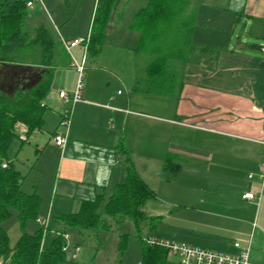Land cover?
<instances>
[{
  "label": "crops",
  "instance_id": "obj_1",
  "mask_svg": "<svg viewBox=\"0 0 264 264\" xmlns=\"http://www.w3.org/2000/svg\"><path fill=\"white\" fill-rule=\"evenodd\" d=\"M191 8L197 10L201 28L223 18L215 11L246 15L248 24L264 18V0H191ZM32 15L28 20L38 24ZM112 33L108 32V36ZM196 37L201 42H195L197 48L208 46L203 44V34H195L194 41ZM82 38L85 37L65 41ZM83 51L82 62L87 53L84 46ZM177 66L182 72L179 71L180 84L173 95L175 109L170 117L135 109L131 105L132 90L126 97L120 91L117 97L108 96L106 82L97 80L96 69L86 77L82 101L74 106L64 149L53 140L54 134L60 132L61 113L56 111L58 126L50 128L52 146L43 170L49 176L48 186L40 189V185H32V193L24 191L40 197L39 226L38 220L49 219L51 223L52 218L79 212L85 201H93L101 194L109 196L116 185L126 180L130 163L156 193L151 200L165 203L164 208L149 207L150 212L144 208L152 219L145 226L147 236L237 254L236 242L245 246L250 241L253 246L256 236L264 235L257 223L258 211L264 209V77L259 76L264 63L228 48L217 60L214 53H198L191 62ZM113 79L118 82L117 77ZM75 86L57 87L56 91L68 94ZM56 119L48 114L44 124ZM142 124L153 127V142H144L137 136ZM175 130L180 132L177 139L173 137ZM21 132L25 140L18 137L19 154L31 139L37 151L44 146L43 156L48 149L43 128L30 136L23 128ZM143 147L148 152H141ZM166 159L179 166L175 167L177 174L165 169ZM22 168L16 170L23 174ZM23 175L24 190L29 174ZM248 192H261V201L244 199ZM5 228L14 248L22 236L20 223ZM73 237L76 246L84 236L72 235L68 241ZM78 258L84 260L85 256L82 253ZM256 260L261 263L259 258ZM66 264L78 263L67 260Z\"/></svg>",
  "mask_w": 264,
  "mask_h": 264
},
{
  "label": "trees",
  "instance_id": "obj_2",
  "mask_svg": "<svg viewBox=\"0 0 264 264\" xmlns=\"http://www.w3.org/2000/svg\"><path fill=\"white\" fill-rule=\"evenodd\" d=\"M28 1L6 0V6L0 7V64L26 69L28 74L38 73L37 80L29 86L19 87L12 93L0 89V263L66 264L65 236L107 231L111 228L110 221L119 225L126 219L139 230L152 220L146 216L144 207L156 198V193L129 163L126 180L116 185L109 196L101 194L93 201H85L77 213L52 218L46 234L43 226L33 233L26 231L30 222L37 223L41 200L37 193L27 194L22 189L26 176L14 168L9 150L18 140L15 128L18 124L24 125L29 136L43 128L47 109L43 102L53 83L52 52L49 51L47 61L38 58L45 52L43 46H52V40L42 26L36 28L34 34L26 31ZM120 1L105 0L96 8L91 32L82 43L90 56L101 53ZM197 19V10L191 8V0H148L135 14L129 29L139 34L140 49L154 57L147 67L146 93L168 96L180 84L177 83L179 71L171 65L173 62L189 63L198 53L215 52L209 46L197 48L194 41ZM2 162L7 163L6 169L1 167ZM176 166L179 167L172 159H166L165 169L172 170L174 175L179 172ZM12 211L17 212L22 231L14 248L10 246L5 228ZM127 236H121V252L125 250ZM145 246L142 264H166L168 252L164 248Z\"/></svg>",
  "mask_w": 264,
  "mask_h": 264
},
{
  "label": "rangeland",
  "instance_id": "obj_3",
  "mask_svg": "<svg viewBox=\"0 0 264 264\" xmlns=\"http://www.w3.org/2000/svg\"><path fill=\"white\" fill-rule=\"evenodd\" d=\"M12 1V0H10ZM32 0H29L30 2ZM105 0H43V4L32 1V7H28L29 15H32L34 19L38 21V24L32 22V20L26 21V31L34 34V29L42 26L44 32H47L49 38L52 40V46H47L42 56L38 57L40 60H46V57L52 52L51 66L53 68V75L55 80L52 83L50 94L45 98L43 104H47L45 112V118L48 114L56 116V120H49L44 124L43 137L47 139L48 149L42 156V145L40 148L35 149L36 146L31 141L25 143L23 150L19 154L17 150L19 141L16 140L9 150V158L13 161L15 169L22 168L23 174H29L28 180L24 186V191L32 193V185L39 186L40 189L46 188L49 182V176L45 171V164L47 162V155L51 148L49 133L58 126V116L56 111L61 115L65 111V107H71L65 105L63 101L59 99V91H56L57 87L71 88L78 82V72L74 64V60L79 65L82 64L83 45L73 49L69 52L63 44V41L73 39L74 37L83 36L87 39L92 29L93 15L98 5L102 4ZM9 2V0H8ZM148 0H121L120 4L116 8L115 15L113 16L111 28L109 32H113L103 45V51L99 56H90L85 54L84 60V79L82 82L84 92L88 83L86 77L91 76V72L99 73V76L95 75L97 80L105 81V91L108 96L117 97L118 91L123 93V96L128 95L127 91L132 90L131 105L135 109H139L143 113L157 114L161 116L170 117L174 113L175 99L173 95L178 92V89H173V92L168 96H157L146 93L147 89V67L153 61L154 57L149 53L140 49L139 34L136 31L129 29L133 17L142 8L147 5ZM6 6V0H0V7ZM227 18L214 19L211 23H205L201 28V24L197 22L195 29L196 34L199 36L203 34L204 43L209 47H213L214 60L218 59L222 53L228 48L242 51L244 54L254 57L260 63H264V54L260 49L253 47V45L264 46V18H257L256 23L249 22L248 17L236 16L229 12L215 11ZM29 18V17H28ZM113 28V30H112ZM217 28V30H215ZM197 44L201 42L197 39ZM241 43V44H240ZM222 57V56H221ZM178 62H173L171 65L175 66ZM263 66V65H262ZM178 71H181L177 66ZM41 69H37V72H41ZM264 68H260L259 76L263 79ZM182 72V71H181ZM180 73V72H179ZM94 75V74H93ZM102 76V77H100ZM118 78V82L113 78ZM77 78V80H76ZM42 80V79H39ZM77 81V82H75ZM4 82V83H3ZM0 82V86L6 84V81ZM180 77H178L177 83L179 84ZM78 84V83H77ZM76 84V86H77ZM74 90L68 95L71 97L74 95ZM61 119V117H60ZM60 122V121H59ZM16 131L19 134L23 128L25 132L27 129L22 124H18ZM59 128V126H58ZM60 132H63L62 128H59ZM153 127L142 124L137 136L142 137V141L153 142V137L150 134ZM151 130V131H150ZM180 132L174 131L173 137L177 139ZM152 137V138H151ZM191 139V138H190ZM20 140V139H19ZM21 141V140H20ZM141 152H148L143 147ZM176 187V186H174ZM43 190V189H42ZM108 193V192H107ZM261 199V196H260ZM259 199V202L261 201ZM149 207H165L163 201L150 200L144 207L148 212ZM149 208V209H147ZM152 212V211H151ZM12 217L5 224L10 226L14 222H18L17 212L12 211ZM110 230H97L87 231L81 243L74 245V240L68 241V248L66 258L68 261L73 260L78 264H142L143 262V250L146 247L142 241V237L147 236V229L141 227L137 230L132 221L126 219L124 223L116 225L115 222L110 221ZM258 228L264 229V209L258 211L257 214ZM17 224V223H16ZM39 224L30 222L26 228L28 233H33L38 229ZM258 229L257 232H259ZM256 232V233H257ZM128 235L126 238V246L123 252L120 251L121 236ZM264 235L260 234L254 239L253 246L251 245V263L264 264ZM125 239V238H124ZM84 254L85 259L79 260L78 256ZM78 254V255H77ZM77 257V258H75ZM259 258L261 263L256 259ZM257 261V262H256ZM1 262V261H0ZM93 262V263H92ZM178 259L175 256H169L166 264H177ZM1 264V263H0Z\"/></svg>",
  "mask_w": 264,
  "mask_h": 264
},
{
  "label": "built area",
  "instance_id": "obj_4",
  "mask_svg": "<svg viewBox=\"0 0 264 264\" xmlns=\"http://www.w3.org/2000/svg\"><path fill=\"white\" fill-rule=\"evenodd\" d=\"M32 1H36L43 4V0H32ZM32 1L28 2L27 6L32 7L33 5ZM84 41H85L84 38L74 39L71 41H63V44L66 47V49L69 52H71L72 49L78 47L79 45H82ZM74 61H75L74 64L78 71V82H77L78 84L76 86L75 93L72 97L66 94L65 92L59 93V99L61 101H63L65 104L68 105L72 104V106L67 107L63 112V114L61 115L59 128H62L63 132H58L53 137L56 146L62 149L65 148L68 140L72 116L74 112V106L82 101L81 99V94L83 89L82 82L85 76L84 68H83L84 61L82 62L81 65H79L76 60ZM19 139L21 141L25 140L24 135L19 134ZM1 167L3 169H6L8 167L7 163L2 162ZM261 192L259 193V195L253 192H248L243 196V198L250 200L260 199ZM38 222L41 224V226L45 228L44 234H46V230L49 225V219L46 220L45 222L38 220ZM65 239L67 243L66 246L64 247V251H66L68 248L69 236H65ZM142 241L148 247L164 248L168 252V256L177 257L178 259L177 264H253L250 261V252H251L250 241H248L245 246H243L240 242H236L234 246L236 249H238L237 254H228L224 252L212 251L184 243H177V242L159 239L153 236H145L143 237Z\"/></svg>",
  "mask_w": 264,
  "mask_h": 264
},
{
  "label": "flooded vegetation",
  "instance_id": "obj_5",
  "mask_svg": "<svg viewBox=\"0 0 264 264\" xmlns=\"http://www.w3.org/2000/svg\"><path fill=\"white\" fill-rule=\"evenodd\" d=\"M38 78V73H23L21 69L5 67L0 69V82L6 81V84L0 86V89L7 92H14L22 86L33 84ZM29 80V81H28ZM4 83V82H3Z\"/></svg>",
  "mask_w": 264,
  "mask_h": 264
},
{
  "label": "water",
  "instance_id": "obj_6",
  "mask_svg": "<svg viewBox=\"0 0 264 264\" xmlns=\"http://www.w3.org/2000/svg\"><path fill=\"white\" fill-rule=\"evenodd\" d=\"M2 67H5L6 65H1ZM26 69H23L22 72L25 73Z\"/></svg>",
  "mask_w": 264,
  "mask_h": 264
}]
</instances>
